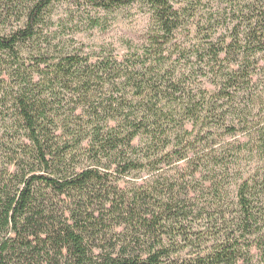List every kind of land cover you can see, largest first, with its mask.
<instances>
[{"label":"trees","instance_id":"trees-1","mask_svg":"<svg viewBox=\"0 0 264 264\" xmlns=\"http://www.w3.org/2000/svg\"><path fill=\"white\" fill-rule=\"evenodd\" d=\"M63 1L146 42L85 53ZM213 2L0 0V264H264V0Z\"/></svg>","mask_w":264,"mask_h":264},{"label":"rangeland","instance_id":"rangeland-1","mask_svg":"<svg viewBox=\"0 0 264 264\" xmlns=\"http://www.w3.org/2000/svg\"><path fill=\"white\" fill-rule=\"evenodd\" d=\"M210 5H214L213 0H208ZM86 12L76 8L71 3L63 1L53 7L52 19L56 30L59 26L63 27L65 33L63 38L73 39L74 45L81 48L83 52L89 53L99 48H104L113 53L114 56L122 58L128 53L146 42V36L151 29L149 16L146 14V8L142 2H138L121 12L104 16V25L101 28L90 30L85 24ZM176 47H172L170 52L177 53L175 48L191 47L197 43L194 35V26L180 31L176 35ZM179 59L178 54L173 55L172 61ZM183 63V62H180ZM183 68L184 64L178 65ZM194 81V80H193ZM205 87L212 90L205 84ZM258 121L264 125V106L260 112L256 110ZM243 140L242 138H237ZM234 141L236 139H229ZM264 160L258 156L247 161L245 172L249 175H264ZM258 177V178H259ZM185 255V253L183 254Z\"/></svg>","mask_w":264,"mask_h":264}]
</instances>
